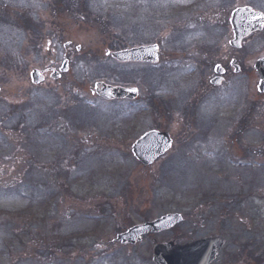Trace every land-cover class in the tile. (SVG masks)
I'll return each instance as SVG.
<instances>
[{
	"label": "rangeland",
	"instance_id": "374dc122",
	"mask_svg": "<svg viewBox=\"0 0 264 264\" xmlns=\"http://www.w3.org/2000/svg\"><path fill=\"white\" fill-rule=\"evenodd\" d=\"M67 1L0 0V264H153L156 244L222 228L232 252L264 259V100L256 78L250 101L244 77L210 84L230 38L214 0L192 9L196 22L180 11L202 0H83L84 12L71 0L72 13ZM142 43L160 45L158 66L107 55ZM65 54L68 73L31 85L32 68ZM97 81L135 82L140 99L104 101ZM153 129L173 147L144 166L131 148ZM173 213L183 221L172 230L116 241Z\"/></svg>",
	"mask_w": 264,
	"mask_h": 264
},
{
	"label": "water",
	"instance_id": "95a60500",
	"mask_svg": "<svg viewBox=\"0 0 264 264\" xmlns=\"http://www.w3.org/2000/svg\"><path fill=\"white\" fill-rule=\"evenodd\" d=\"M141 51L142 50H131L119 52L115 53L114 56L121 61H127L130 60L134 54H138V52ZM31 75L35 83L42 80L37 70H34ZM263 82L261 81L260 86L264 84ZM95 91L107 99L123 97L134 99L137 97V89H120L102 83L96 84ZM171 142L168 133L152 131L143 135L140 140L136 142L133 146V151L140 161L145 165H149L153 163L159 155L169 150ZM180 221L181 216L179 214H170L143 226L134 227L127 233L119 235L118 239L123 240V242L135 243L144 233L169 229ZM212 242L213 239H206L187 243L185 245H180L179 242L176 244L171 242L157 245L154 249V262L156 264H210V256L213 255V249L210 248Z\"/></svg>",
	"mask_w": 264,
	"mask_h": 264
},
{
	"label": "flooded vegetation",
	"instance_id": "af4514ba",
	"mask_svg": "<svg viewBox=\"0 0 264 264\" xmlns=\"http://www.w3.org/2000/svg\"><path fill=\"white\" fill-rule=\"evenodd\" d=\"M225 2H227L228 4H226ZM225 7H228V9L230 10L227 19L224 21L223 20L221 21L219 19L216 20L215 17L219 15L220 11L227 12ZM238 7H249L254 11L262 13L264 16V0H214V9L217 15H214L213 17V24L219 26L220 23H222V25L228 29L232 37H233V31H232L230 18L232 12ZM213 24L211 23V25ZM49 44L50 46L52 45L51 41L48 42V45ZM228 49H229V55H226L223 59V63H221L222 64L221 66L224 69L225 81L228 79L229 75L231 76V74L239 77H244L247 79V84L250 90L251 78L258 77L256 63L259 59L264 58V25L261 30L255 31L251 33L247 38H245L242 41V45L240 47L229 46ZM52 68L54 69L57 68L55 60H52L51 66L46 68L44 71L47 73ZM145 206L143 210H147L148 207L146 208ZM225 232H226L225 229L222 228L218 231V233H215L216 236H222L223 239L218 243L216 242L214 246V250L217 251V254L218 253L219 254L215 255V258L212 261V263L215 264H263L264 263L263 257L260 258L257 254L255 253L253 254L252 251L246 248H244L243 250L241 249L238 252L239 254L232 252L230 250V247L234 243V238L229 232L228 233ZM151 236L152 235H148L147 237L149 238ZM136 245L126 244L124 245V247H134ZM220 246H222L221 253L219 251ZM260 253H263V251L260 250Z\"/></svg>",
	"mask_w": 264,
	"mask_h": 264
}]
</instances>
